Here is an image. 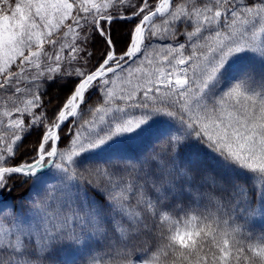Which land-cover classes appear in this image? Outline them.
<instances>
[{
  "label": "snow or ice",
  "instance_id": "6c2138e0",
  "mask_svg": "<svg viewBox=\"0 0 264 264\" xmlns=\"http://www.w3.org/2000/svg\"><path fill=\"white\" fill-rule=\"evenodd\" d=\"M247 56L264 0H0V195L55 176L0 200V264H264V72L227 78Z\"/></svg>",
  "mask_w": 264,
  "mask_h": 264
},
{
  "label": "trees",
  "instance_id": "16d2710c",
  "mask_svg": "<svg viewBox=\"0 0 264 264\" xmlns=\"http://www.w3.org/2000/svg\"><path fill=\"white\" fill-rule=\"evenodd\" d=\"M241 68L250 69L255 72H264V62L260 61L254 56H247L242 58L236 64L233 65V70L228 74V79L234 78L239 74ZM147 140H136L130 141L123 144H117L111 149L106 150L104 153L98 154L97 159L99 162H104L105 160L115 159L122 155H127L129 157H135L139 154H142L140 148L145 147V150H150L152 145L151 143L146 145ZM202 151V150H201ZM124 152V153H123ZM184 159H203V156L198 154L195 149L189 148L184 153ZM214 165V170L220 174L226 176V178L233 181H241L244 183H252L251 177L239 170H225L215 161H212ZM55 176L52 173L46 174L41 178V181L34 186H21L17 188L12 194L2 195L6 204L11 205L12 203L19 204L20 201L27 195L31 190L38 189L42 186L43 183L48 182L49 184L54 183ZM102 194L95 191H89L87 193L88 199L100 203ZM7 226V225H6ZM251 230L259 236L264 234V218L257 217L252 222ZM99 257H102L105 261H109L112 257L105 255L103 249H97L93 253ZM58 260V264H79L80 261L84 259V256L79 253L77 250H62L56 254L55 257Z\"/></svg>",
  "mask_w": 264,
  "mask_h": 264
}]
</instances>
